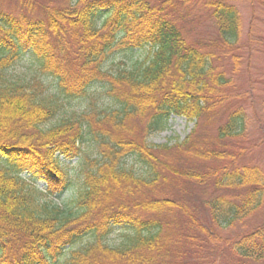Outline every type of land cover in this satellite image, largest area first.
I'll return each instance as SVG.
<instances>
[{
    "label": "trees",
    "instance_id": "obj_1",
    "mask_svg": "<svg viewBox=\"0 0 264 264\" xmlns=\"http://www.w3.org/2000/svg\"><path fill=\"white\" fill-rule=\"evenodd\" d=\"M182 1L19 0L16 12L0 9V264H190L188 256L201 259L200 236L218 237L215 227L261 208L264 170L234 166L221 146L248 125L244 94L218 54L233 53L239 66L241 10L232 0H197L219 31L199 46L177 22ZM115 47L126 53L118 61ZM138 50L147 51L135 58ZM25 56L53 83L15 74ZM103 98L110 104L99 109ZM76 99L87 110L63 113ZM221 114L215 139L200 146L201 123ZM173 115L195 123L182 142L132 135L137 118L151 134ZM175 153L222 162L196 172ZM167 173L213 186L203 203L209 220L183 200L146 192ZM224 245L225 264L264 261V224Z\"/></svg>",
    "mask_w": 264,
    "mask_h": 264
},
{
    "label": "rangeland",
    "instance_id": "obj_2",
    "mask_svg": "<svg viewBox=\"0 0 264 264\" xmlns=\"http://www.w3.org/2000/svg\"><path fill=\"white\" fill-rule=\"evenodd\" d=\"M36 1L40 3L50 2L55 5L65 3V0ZM18 2L19 0H0V9L16 12L19 6ZM231 2L239 7L242 14L243 35L241 49L237 53L240 56L239 66L233 65V53L226 56L219 51L218 54L222 55L221 62L224 63L227 75L236 83L235 93L244 94L245 101L243 104L248 113V125L243 135L223 141L221 146L223 145L231 154L232 157L229 158L228 162L234 164V166L258 165L264 170V0H232ZM179 7L180 10L176 14L177 22L190 42L202 46V44H210L214 39L219 38L216 21L204 10L201 3L197 0H183ZM146 51L138 50L135 52L134 57H142ZM125 54L121 48L115 47L112 58L118 61L125 57ZM14 73L27 78H39L49 84L50 82L53 83V78L44 76L38 62L28 56H25L17 65ZM95 103L99 105V109L110 104L107 98L100 99ZM87 106L86 99L67 100L63 103L62 112L65 114H71L74 111L80 113L86 111ZM224 118L221 114L201 123L199 137H197L200 146H203V142H212L215 139L217 127L223 122ZM194 127L195 123L173 115L164 130L147 134L145 133V123L142 119L137 118L133 122L132 135L151 144L174 145L177 142L184 141L195 129ZM214 146L217 148L218 144ZM174 159L178 162V165L196 172H204L207 170L206 167L218 166L222 162L216 159H196L192 154L183 155L180 153H175ZM76 162L77 160H73L71 163L75 164ZM22 175L30 177V174L27 173ZM165 175L166 181L163 186L146 192L160 196L170 195L183 200L187 204L196 206L200 215L209 220L208 210L203 203L211 196L213 186L201 185L190 179L179 178L169 173ZM44 185V182L39 184L40 187ZM262 224H264V203L243 223H238L230 228L215 227L213 235L218 237L200 236L201 241L197 240L200 247L195 249L201 259L195 261V259L192 260V256H188V259H191L190 264H225L223 262L226 257L225 239L239 237ZM196 235H199L198 231ZM118 236L119 232H114L109 236L108 242L112 244L118 242ZM254 264H264V261L255 262Z\"/></svg>",
    "mask_w": 264,
    "mask_h": 264
}]
</instances>
